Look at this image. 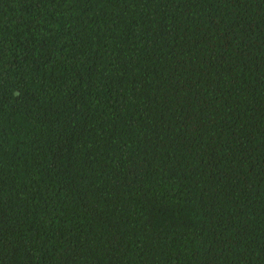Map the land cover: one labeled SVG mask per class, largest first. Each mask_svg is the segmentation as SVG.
Wrapping results in <instances>:
<instances>
[{
	"label": "trees",
	"instance_id": "obj_1",
	"mask_svg": "<svg viewBox=\"0 0 264 264\" xmlns=\"http://www.w3.org/2000/svg\"><path fill=\"white\" fill-rule=\"evenodd\" d=\"M0 264H264V0H0Z\"/></svg>",
	"mask_w": 264,
	"mask_h": 264
}]
</instances>
